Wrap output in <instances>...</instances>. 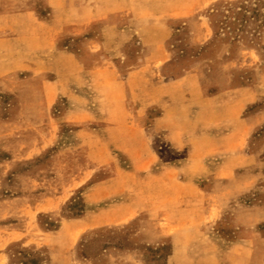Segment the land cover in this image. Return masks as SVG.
<instances>
[{"label": "rangeland", "instance_id": "obj_1", "mask_svg": "<svg viewBox=\"0 0 264 264\" xmlns=\"http://www.w3.org/2000/svg\"><path fill=\"white\" fill-rule=\"evenodd\" d=\"M0 18V264H264V0Z\"/></svg>", "mask_w": 264, "mask_h": 264}, {"label": "crops", "instance_id": "obj_2", "mask_svg": "<svg viewBox=\"0 0 264 264\" xmlns=\"http://www.w3.org/2000/svg\"><path fill=\"white\" fill-rule=\"evenodd\" d=\"M2 21V18H0V22Z\"/></svg>", "mask_w": 264, "mask_h": 264}]
</instances>
